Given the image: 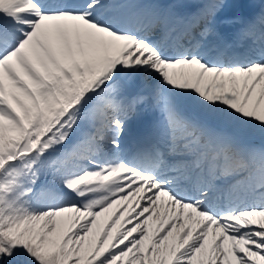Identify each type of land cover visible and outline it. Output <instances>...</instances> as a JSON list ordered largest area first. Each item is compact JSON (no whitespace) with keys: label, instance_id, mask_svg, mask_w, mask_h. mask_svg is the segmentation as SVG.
<instances>
[{"label":"snow or ice","instance_id":"obj_1","mask_svg":"<svg viewBox=\"0 0 264 264\" xmlns=\"http://www.w3.org/2000/svg\"><path fill=\"white\" fill-rule=\"evenodd\" d=\"M0 264H264V0H0Z\"/></svg>","mask_w":264,"mask_h":264},{"label":"rangeland","instance_id":"obj_2","mask_svg":"<svg viewBox=\"0 0 264 264\" xmlns=\"http://www.w3.org/2000/svg\"><path fill=\"white\" fill-rule=\"evenodd\" d=\"M241 11H243V9H240V8H228V9H225V15H232V14H235V13H238V12H241Z\"/></svg>","mask_w":264,"mask_h":264},{"label":"bare ground","instance_id":"obj_3","mask_svg":"<svg viewBox=\"0 0 264 264\" xmlns=\"http://www.w3.org/2000/svg\"><path fill=\"white\" fill-rule=\"evenodd\" d=\"M231 30H232V29H231V28H228V27H225V28H224V31H225V32H230Z\"/></svg>","mask_w":264,"mask_h":264}]
</instances>
